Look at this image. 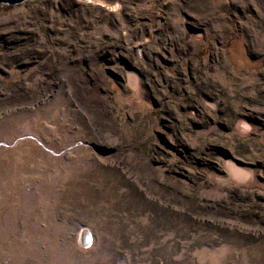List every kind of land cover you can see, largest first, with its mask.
Instances as JSON below:
<instances>
[{"label": "rangeland", "instance_id": "obj_1", "mask_svg": "<svg viewBox=\"0 0 264 264\" xmlns=\"http://www.w3.org/2000/svg\"><path fill=\"white\" fill-rule=\"evenodd\" d=\"M0 3V264H264V0Z\"/></svg>", "mask_w": 264, "mask_h": 264}, {"label": "trees", "instance_id": "obj_2", "mask_svg": "<svg viewBox=\"0 0 264 264\" xmlns=\"http://www.w3.org/2000/svg\"><path fill=\"white\" fill-rule=\"evenodd\" d=\"M5 9H6V4L0 3V11L5 10Z\"/></svg>", "mask_w": 264, "mask_h": 264}]
</instances>
